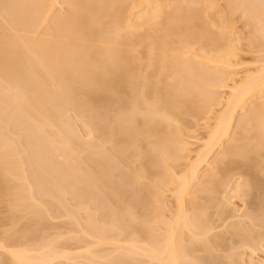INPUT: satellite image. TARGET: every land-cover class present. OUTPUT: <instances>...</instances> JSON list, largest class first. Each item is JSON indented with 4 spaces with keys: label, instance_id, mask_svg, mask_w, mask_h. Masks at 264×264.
Instances as JSON below:
<instances>
[{
    "label": "bare ground",
    "instance_id": "6f19581e",
    "mask_svg": "<svg viewBox=\"0 0 264 264\" xmlns=\"http://www.w3.org/2000/svg\"><path fill=\"white\" fill-rule=\"evenodd\" d=\"M225 1L227 12L224 10L223 15L226 12L228 18L219 25V18L212 13L218 6L215 0H0V86H4L5 93L10 91L6 94L9 100L12 98L11 103L14 100L16 106L20 104L18 108L25 113L20 111L38 124V130L41 128L38 132L42 133L44 147L61 153L64 162L67 155L65 163L73 166L71 171L78 170V177L92 183L87 184L89 187H96L93 190L109 198L114 210L121 208L120 218L134 216L133 206L134 211L142 213L133 220L128 218L138 223L135 226L140 225L136 238H132L135 240L130 237L123 245L116 242L123 246L118 255H123L127 264L133 260L141 264H210L207 256L215 252L213 249L225 250L227 244L218 236L220 231L214 235L212 231L217 226L221 229L220 223L226 227L227 220L235 217L231 218L218 197L224 188H231V174L236 171L250 185L243 182L232 190L240 195L246 191L250 200L254 198L251 204H245L251 206L248 214L242 215L250 220L251 230H245L250 223L243 224V217L239 224L228 221L233 224L230 229H234L241 245L252 251L263 248L264 202L260 201H264V59L255 72L236 79L241 61L230 19L236 13L244 18L254 11L264 14V0ZM57 5L60 9L65 6V12L56 11ZM226 89L229 96L224 100L219 91ZM257 100L261 102L255 103ZM221 105L223 110L208 126L207 139L191 149L187 140L189 119L199 121ZM72 110L78 117H73L75 121L83 119L92 130L95 138L92 145L87 142L89 147L84 146L86 141L80 140L82 146L71 138L78 136L74 127L66 128L73 120L66 117ZM241 114L244 117L235 127L238 131L232 135ZM6 137L0 132V194L5 195L8 205L7 218L16 221L24 215L42 219L48 214L44 202L50 192L45 187L44 202L36 196L42 191L37 190L40 179L36 176L62 184L63 173L52 174L59 179L50 178L46 167L42 171H47L46 178L36 171L29 173L35 169L32 165L38 166L37 170L42 167L41 159V165L35 158L38 164H33V154L24 150L27 156L24 153L22 157L16 143ZM227 140L230 143L225 145ZM44 147L40 150L47 153ZM217 149H221L220 159L210 162ZM183 165L185 170L178 172L176 169ZM204 165L210 173L201 175ZM59 184L57 187L62 188ZM58 188L56 196L64 193ZM51 193L54 195V191ZM167 193L174 198L170 206H166L168 200L164 201ZM94 194L92 199L100 197ZM210 208L220 221L215 220L216 216L208 217ZM8 227H0L6 228L5 234L0 232V240L5 236L0 242L7 237L6 245L5 241L0 243V264H51L60 257L70 259L69 251L50 249H56L53 244H47L48 249L37 248L40 252L27 244L17 249L20 241H16L15 233L10 235ZM9 236L15 239L9 241ZM13 241L19 245H12ZM100 241L98 245H102ZM93 248L82 251L90 256L85 257L89 258L87 264L90 258L91 262L114 260L115 256L107 260ZM202 253L207 254L205 258Z\"/></svg>",
    "mask_w": 264,
    "mask_h": 264
},
{
    "label": "rangeland",
    "instance_id": "374dc122",
    "mask_svg": "<svg viewBox=\"0 0 264 264\" xmlns=\"http://www.w3.org/2000/svg\"><path fill=\"white\" fill-rule=\"evenodd\" d=\"M200 1H203V0H200ZM215 1H217L216 3L218 6H217V9H214L212 11V13L215 15V17L214 16L213 17L216 19L219 18V20L217 19L218 24L222 25V23L224 22L223 18H226V17L228 18V16H224V15H228L226 13L227 10H225V9H227V3L225 0H215ZM59 5H57L56 11H57V9L59 11V9H60ZM61 9L63 10L62 12H65L66 7L61 6ZM224 10L226 12L223 15ZM254 12H253L254 14L251 13V15L249 16L250 18L248 17L249 19L244 18L245 16H242V14H240V13L234 14L230 19L231 21L228 19L232 24V28L234 29V30L232 29L233 30L232 33L234 35L233 38L234 39L236 37L238 38V40H237V38L235 40L238 42L237 43L234 42L235 43L234 45L237 46L236 47L237 48V54H239L237 58L241 61L240 66L236 70L237 74H239L236 77L237 80H241L244 77H246L247 75L255 72L260 67V64L262 63V59H264V47H263L264 46V20H263L264 14L260 10L258 12L257 11H254ZM258 13H260L261 18L258 17L259 16ZM196 48H198V47H196ZM1 86H0V130H1L0 132L2 133V135L3 136L6 135L8 138L13 140L14 144L16 143L15 146L18 147V148L17 147L16 148L18 149L17 151H20L18 153H21L20 154L21 156L24 153L26 154V152L27 153L31 152V154H33L32 155L33 156V158H32L33 164H35L37 162L35 160H38L39 164L41 161L42 167L48 168L47 169L48 171L50 170L49 172H51V173H48V175L49 174L52 175L53 173H56L60 176L63 173V175L60 176V177H63V179H62L63 181L61 180L62 184L61 183L59 184L57 181L59 179V177L56 174H54V177L52 175V177H50V178H53V179L55 177L58 178L56 180L57 182H54L55 179L53 181L51 179H50L51 180L50 181L49 178H48V180H46L47 175L45 174V172H47V171H45L44 173L42 172L43 170H45V168L42 169V167H40L39 168L40 170L39 169L37 170L38 166L32 165V167H35L36 170L35 169L31 170V171L29 170V173L32 171H36L39 176H41L43 174L46 178V179H43L42 176H41V178H38V176H36V172H35L34 176L37 177V180L40 179L37 181L38 184H39V182H40V184L42 182L41 185H43V186H40V184H39L38 187H40V188H37V187L36 188H37V190L40 189L42 191H37V192L34 191V193L36 192V194H37L38 192H41L40 194H37V195L35 194V195L39 199L43 200V202H44V197H45V196L43 197V195L47 194L46 188H47V186L49 187L48 192H50L49 193L50 198H48L44 202V203H46V201H47V203L45 205H47V207H48V208L46 207L48 214H47V216L41 217L42 219L38 218L39 216L38 217L29 216L28 218L26 216L25 218H23L24 215L19 217V218L17 216L16 218H18V219L16 221H15V219L11 220L12 217L7 218L8 214H9L8 209H7L8 205L5 202V195H3L2 193L0 194V202H1L0 203V214H1L0 215V217H1L0 223H1V221L4 220L3 221L4 223H1V225L6 224L7 227L9 225L8 228L10 229L11 232L8 230L7 231L8 234L10 232V235H14V233H15L16 236H14V237H16V241L17 242H18V240L20 241V242H18V243H20V245L17 244V242L15 243L14 241L12 242L13 243L12 245H16V244H17L16 246L19 245L18 246L19 248L17 247V249H19V250L23 249L26 244L29 246L30 245L33 246V249L36 247V250H38L39 248H41L43 250V248L48 249V247H46V246H48L49 244H53L52 246H54L56 249H54L53 247L50 249L56 250V251L59 250L60 253H62V251H64V252L69 251V253H71V256L69 253H67V254H68V256H70V259L71 258L73 259V260L71 259L72 261L69 258H68L69 260H67L66 257H65V259L62 260V258L60 257V259L58 258L56 262L54 261L51 264H87V261H89L87 259H89V258H85V257H90V256H86V255L84 256V252H82V251H85L87 248L91 249V247L92 248L94 247L93 250H95L96 253H99V255L105 256L106 259L110 258L111 256H115V258H114V260H110V261H106V262H98L99 260L96 261L97 259L95 261L92 260V262H91V258H90V263H88V264H127L128 261H126V258H124V256L122 254H121L122 255V258H121L120 255H118V254H120V252H118V251H119L120 246L123 249L122 243H124V242L126 243L127 241H129L130 237H131V239L133 237L136 238L137 231L138 230L140 231V228L138 229L137 227H139L140 225L135 226L136 224L138 225V223H136L134 221L132 222L130 220H133V218H135V217H139V215L142 213H139V211L137 209H136V211H134L133 208L135 206H133V208H131V212L132 211L134 212L133 213L134 216H131V217L127 216L128 218H132V217L133 218L130 220H128V218H127V220H126V218H125L126 216L125 217L123 216L125 218V220H124L122 218V216H121V218L119 216V215H123V213L118 214V212L121 211L120 210L121 208L120 209L115 208V210H114L115 206L113 205L112 201L109 198H107L103 193H101V192L98 193L99 190H96V191L93 190L94 187L90 186V187H92L91 188L92 191H90V187H89V185H87L90 183H89L88 179H87L88 182L87 183L85 182V179H86L85 175H84L85 179L82 178L83 176L78 177L79 176V174L77 175L78 170H77V172H75L76 173L75 174L74 173L75 168H74V170H72L73 171L72 172L71 169L73 168V166H70V163H69V166H68V164H66L67 163L66 162V159H67L66 154H64V155H66V158H65L66 163H65L64 162V156L61 153H59V152L57 153L52 148L50 151H48V146L44 147L43 144H45V143H42L41 136H40L42 133L40 134L38 132V131L42 132L41 128H39V130H38V127H39V126H37L38 124L35 122L33 123V121L29 120L23 114L25 112H23V110L21 108L22 106L20 104L19 105L21 106L20 108H21L23 113L20 111V108H18L19 105H17V106L15 105L16 103L13 102L14 100L11 103L12 98H11V100H9L10 98L8 96L11 94V93L10 94L8 93L10 91L6 90V91H8V92H6V93H8V95H7L5 93V90L2 89V88H4V86L3 85H1ZM228 92H229V90H227V89L226 90H220L219 95L222 96V98H224V100H225V98L226 97L228 98V96H229ZM10 97H12V96H10ZM257 102L260 103L261 101L257 100L255 103H257ZM222 108H223V105L215 106L211 113H209L205 116H202V118L199 119V121L194 120V119H193L194 120L193 121L192 118L189 119V121L191 123V125H189V126H191V127H189L190 131H188V133H190V137H188L187 140L192 144L191 149H193V150L197 149L198 146L200 145V142L205 141L207 139L210 128H211V127L208 128V126H210V125L212 126V124H214L215 117H216V115H218L223 110ZM69 111H71V110H69ZM69 111H68V113L70 116L68 114H66V115H68L66 117L67 118L71 117L75 121V119L78 117L76 115H74L75 112L73 110H72V113H70ZM243 117H244L243 114H241L240 116L237 117V119L234 123V126H233L232 135L237 130L235 127H237V124H239L238 120H240V118H243ZM67 118H66V120H67ZM72 119H70V122ZM73 120L71 123L68 122V120H67V122L70 123L69 124L70 126L67 124L66 128L72 127L73 130L75 128L76 129L75 132L77 131L78 136H75L76 134L73 132L75 137L74 138L71 137V138L75 140V143L76 142L80 143V140H82L81 142L86 141L84 143V146L87 144V142L88 143L91 142V145H92L93 144L92 141H94L95 137L91 134V132H92V130L90 131L91 128H89V126H87L89 124L86 122V124H87L86 125L83 119L82 120L77 119L78 121L77 120L75 121L76 124ZM67 122H65V124ZM72 123H74V125H76V126H74ZM35 124H36V126H35ZM43 131L45 132V130H43ZM68 131H69V133L70 132L72 133V130L70 131V129H69ZM79 135H81V136H79ZM46 136L49 137L48 133L46 134ZM46 136H44V137L46 138ZM70 136H72V135H69V138H70ZM43 140H44V138H43ZM51 141H50V143H54L53 141L52 142ZM95 141H96V139H95ZM229 143H230V141L227 140L225 142V145H228ZM55 144L56 143H54V145ZM50 145L52 146V144H50ZM91 145H89V146H91ZM42 146L44 148H47V151H48L47 153H43L42 150H40V147H42ZM56 146H58V145H56ZM89 146L86 145V147H89ZM59 148H60V146H59ZM60 149H62V148H60ZM24 150H27V151L24 152ZM44 151H45V149H44ZM62 151H63V149H62ZM41 152H42V154H41ZM64 152H65V150H64ZM220 152H221V149H217L215 152V155L210 158V162H212L214 159L217 160V158L220 159V157H221ZM37 153H38L39 157H38ZM193 154L194 153H192V155H191L192 158L194 156ZM26 156H27V154H26ZM34 158H35V160H34ZM39 159H41V160L39 161ZM67 161H69V160H67ZM38 162H37V164H38ZM68 167L69 168L72 167V168L69 169ZM185 168H186V165H183V166H179L176 170L178 172H182L185 170ZM205 173H207V174L210 173L207 165H204V167L201 169V175H204ZM32 174H34V173H32ZM29 175H31V174H29ZM81 175H83V172H81ZM231 176L233 177V178H231V181H232L231 185L232 184L233 185L231 186V188H227V187L224 188L222 190L224 192V194L221 191L222 195L220 193L221 196L218 195L219 197L218 196L217 197L219 199L218 201L224 202L227 204L226 205L223 203L225 208H227L226 210H228L227 212L230 214L231 218L233 216H235V217L227 220V226L226 227H223L224 226L223 223H220L221 229H218V226L216 227V225H215L216 223H215L214 224L215 226L213 225V227H216L217 229H215L214 232L212 231V234L215 233V231H217V230L220 231L219 232L220 234L217 231L218 236L220 238H224V240L226 239L225 240V244L227 241V244L225 245L226 248H225V250L222 249L221 251H218L217 249H213V250H215V252L213 254H211L212 253L211 252L210 254L212 256L209 254L207 256L208 260L207 259L206 260L208 262H210V264L211 263L215 264L217 262H218V264H224V263L225 264H264V245H263L264 242L262 243L263 248L256 249V251L253 250L254 251L253 252L252 249H250L248 246H244L243 243H242L243 245H241V242L239 243L240 240L239 241L237 240L238 238L235 235V233L233 232L234 229L233 230L230 229V225H233V224L239 222L240 219H242V217L244 216V214H246V211H249L248 207H251L249 205L251 204V201H253V199H254V198H252L250 200L251 197H247L245 195L246 191H245V193H241V195H240V193L237 194V191L232 190V187L234 189L238 184L243 183L245 180L241 179L242 177H240L239 171L233 172L231 174ZM31 178L33 179V176ZM245 179H246V182H244V183L248 184L249 182H247L248 181L247 178H245ZM44 180H46L48 182L50 181V182L49 183L47 182L48 183L47 184V183H45L46 181L44 182ZM31 181L33 182L34 180H31ZM35 182H36V178H35ZM35 182H34V184L36 185L37 182L36 183ZM59 182H60V180H59ZM55 183H57V184L55 185ZM58 184H59V186L63 185L62 188H61V186L59 188L62 192L64 190V193L63 194L57 193L58 195L56 196L55 192H59V191H57ZM248 185H250V183ZM261 186L263 189L262 193L264 195V188H263L264 184ZM260 187H259V189H261ZM36 188H35V190H36ZM50 188L52 189V191L50 190ZM94 189H97V188L95 187ZM249 189L250 188L247 189V193H248ZM53 191H54L55 196L53 195V193H51ZM93 191L96 194L98 193L97 195H100V197H98L96 194H94L95 197L96 196L98 197V198L97 197L95 198L96 200L92 199L94 197V196L93 197L91 196V194L94 193ZM90 192H92V193H90ZM250 192H252V191H250ZM252 193H254V192H252ZM262 193L260 191V193H259V194H261L260 197L263 196ZM101 195L102 196L104 195V196L101 197ZM166 195H167V197H166L167 199L164 201L168 200V202H167V205L166 204L165 205L170 206V205H168V203L173 204L174 198L171 197V193H167ZM243 195H245V196L243 197ZM254 195L253 196L251 195V196L254 197ZM46 197H48V196L46 195ZM134 201H135V199H134ZM170 201H172V202H170ZM247 201L250 202V204L248 206L245 205L248 203ZM260 202H264V201H260ZM135 203L136 202H134L133 204H135ZM261 204L262 203H260V205ZM138 205H140L139 202H138ZM173 206L171 205L172 208H173ZM139 208H141V210L140 209L139 210L142 211L143 207H139ZM168 208H170V207H168ZM213 210L214 209L210 208V210L207 211V213L209 215L208 217L211 216L212 219H215V216H216L215 220H217L218 217H217V215H215L216 211L215 210L213 211ZM4 211L6 212L5 213L6 215L4 214ZM131 212L129 214L133 215V214H131ZM210 213H213V214H210ZM231 213H232V215H231ZM247 214H248V212H247ZM3 215L6 217V219H5V217H3ZM125 215H128V214H125ZM246 215H245V217H246ZM240 216H241V218H240ZM245 217H243V219H245V222L243 221V219L241 220V221H243V224H245L247 222L250 223V220L245 218ZM234 218H236V219H234ZM210 219L211 218H209V220ZM212 219L210 222L214 221ZM135 220H139V218L138 219L136 218ZM218 220L220 221V219H218ZM13 221H15V223H13ZM228 221H230V222L232 221L233 224L232 223L230 224V222L228 223ZM237 224H239V223H237ZM1 225H0V227H6V225L5 226H3V225L1 226ZM249 225H251V223L248 224V226L247 225H245V226H247V228H248ZM245 226L243 228H245ZM28 227H30V229H28ZM250 227H249V229L245 228V230L250 231L251 230ZM223 228H225L224 232L222 230ZM4 229L6 230V228H3V230L0 229V232L4 231ZM83 229L85 230V232ZM256 229H257L256 231L259 230L258 228H256ZM229 230H231V231H229ZM86 231L88 233H90L88 236H87L88 233ZM221 231L223 234H221ZM5 232L6 231H4V233L3 232L2 233L5 234ZM12 232H13V234H11ZM26 232H30L31 234H29V235H31V237L29 235H28L29 236L28 237L26 235ZM227 232H229V233H227ZM225 233H227V235ZM262 233H264V232H262ZM133 235H135V236H133ZM220 235H223V237H221ZM0 236H1V233H0ZM235 236L237 239L235 238ZM3 237H5V236L2 235V238ZM9 237H12V236H9ZM9 237H8L9 241L15 239L13 237L10 239ZM2 238H1V240H3ZM6 238H5V240H6ZM95 239H97L99 241L103 240L102 241L103 243H101L102 245H98L99 241L97 243V241ZM139 239H141V238H139ZM132 240H135V239H132ZM4 241H2L0 243H4ZM117 241L118 242L120 241L119 243H121L122 245L119 243H116ZM136 241H139V240H136ZM6 242L7 241H5L4 245H6ZM235 242H236V244L237 243H239V244L236 245ZM9 243H7V245ZM10 245H11V243H10ZM22 245H24V246H22ZM16 246L15 247L13 246V248L16 249ZM20 246H22V247H20ZM42 246H43V248H42ZM49 247H50V245H49ZM243 247H245V248H243ZM9 248H11V247H9ZM41 249H40V251H41ZM93 250H91V251L93 252ZM44 251H47V250H44ZM79 251H80V253H79ZM75 252H78L80 255L78 253H75ZM209 252H206V253L208 254ZM121 253H122V251H121ZM206 253H205V255H207ZM202 254L205 258L204 253H202ZM202 254H200V255L202 256ZM220 261H222V262H220ZM132 263L139 264L140 262L138 263L137 260H133L129 264H132Z\"/></svg>",
    "mask_w": 264,
    "mask_h": 264
}]
</instances>
